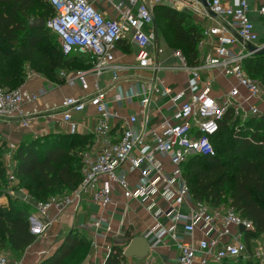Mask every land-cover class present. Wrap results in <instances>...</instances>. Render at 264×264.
<instances>
[{"label":"built area","instance_id":"1","mask_svg":"<svg viewBox=\"0 0 264 264\" xmlns=\"http://www.w3.org/2000/svg\"><path fill=\"white\" fill-rule=\"evenodd\" d=\"M108 1L117 8L119 17L109 18L89 0H48L55 14L46 20V27L58 36L63 53L88 57L89 66L86 69L62 71L61 75L67 83L75 84L78 81L87 87L89 74L99 78L106 72L113 73L117 79L124 66L116 62L113 51L122 39L131 40L139 48L135 68H162L159 60L151 58L149 53V47L158 41L156 32L154 29L147 32L144 27L153 24L156 6L167 5L168 0ZM206 1L215 16L207 14L217 24L209 27L205 34L214 36L215 42H212L203 62L196 66H191L180 50H175L174 55L180 61V68L190 71L197 80H202V69L217 68L225 75L234 77L237 84L230 88L225 98L217 99L211 94L214 79L203 80L204 89L192 93L174 107L173 116L166 118L159 131L154 133L152 144L146 142L145 130L134 128L138 121L135 115H131L119 131L115 130L111 119L117 114L109 111L107 92L97 81L88 99L66 96L61 104V114L71 134L78 132L75 113L84 112L88 104L93 105L99 113L95 129L96 153L85 154L83 181L71 193L39 201L24 188L19 190L18 197L33 206L36 212L29 218L33 234L44 231L53 221L49 214L51 207L62 213L75 201L81 202L85 195H89L91 201L97 204H110L115 183L123 188L127 198L147 200L162 186L149 178L151 171L156 169L162 184L167 186L163 196L171 203L166 210L154 211L157 226L148 241L150 248L163 244L167 238L172 243L170 246L179 252L175 264H226L241 258L264 264V233L255 234L253 220L243 217L235 207L226 203L217 206L201 203L191 206L189 211L182 209L183 205L193 202L190 185L183 177L182 165L193 155H215L213 138L220 131L227 113L231 112L234 118L241 121L249 117H264L261 85L245 68V60L256 54L250 52L247 45L252 43L259 49L264 48V40L260 41L250 17V0ZM257 1L262 3L259 12L264 14V0ZM240 41L243 49L234 50L232 46ZM203 44L201 42L200 47ZM48 85V88L53 87ZM242 89L246 90L247 98H244ZM156 93L166 95L170 89L156 82L149 83L138 93L142 95L144 107L149 106ZM36 98L37 94L25 98L21 88L6 89L0 85V119L17 117L27 125L30 116L25 112L24 104L26 100ZM156 154L168 158L174 166L173 170L163 168L156 160ZM8 155V160H11V154ZM128 162L133 169L145 163L153 165V169L143 172L142 180L134 188L130 186L125 173ZM9 179L17 180L12 167L9 169ZM152 208L153 205L149 206V210ZM163 216H171L176 224H181L182 233L178 232L176 225L167 228L161 222ZM197 232L202 233L200 238L196 237ZM111 249L108 248L109 253ZM0 264H12L8 253L2 248Z\"/></svg>","mask_w":264,"mask_h":264},{"label":"trees","instance_id":"2","mask_svg":"<svg viewBox=\"0 0 264 264\" xmlns=\"http://www.w3.org/2000/svg\"><path fill=\"white\" fill-rule=\"evenodd\" d=\"M36 10H41L42 13L35 16ZM54 14L55 10L48 0H0L2 87L21 88L29 71L41 72L49 78L62 80V71L89 66L83 64L84 60H88L84 54H64L58 36L49 28L29 27L31 19L44 17L48 20ZM154 15L159 30L162 23L168 22L173 31V43L183 48L191 66L198 65L201 34L197 26L188 22L189 16L162 5L156 6ZM49 32L56 36L57 43L49 40ZM246 60L249 64L255 62L264 65V54H254ZM247 70L251 77L260 76L264 84L263 73H259L257 69ZM246 120L256 123V128L251 133H245L249 128L243 131V126L242 129L233 130V126L242 121L228 112L221 122L220 131L213 138L215 155H193L187 160H191L189 170L184 169L187 161L183 163L182 170L195 202L211 206L226 203L235 207L243 217L253 220L255 234H261L264 233V117ZM228 132L231 134L225 138ZM90 144V135L71 133L49 134L23 141L13 155L17 182L23 183V187L28 188L34 199L39 201H47L58 192L67 194L75 191L83 181L84 158ZM8 150L7 141L0 135V185L9 178L4 163ZM220 151L230 156L235 153L239 156L232 179L231 164L219 155ZM227 188L230 192L225 197ZM28 207L32 211L33 207L19 198L9 206L0 205V248L12 251L18 257L37 238L31 232L29 218L32 212L27 210ZM127 236L130 237V233ZM78 246L80 248L76 251ZM87 250L85 236L73 229L63 244L39 264H81L86 258ZM124 251L125 247L114 245L105 264H128ZM257 262L259 261L241 258L230 260L226 264Z\"/></svg>","mask_w":264,"mask_h":264},{"label":"crops","instance_id":"3","mask_svg":"<svg viewBox=\"0 0 264 264\" xmlns=\"http://www.w3.org/2000/svg\"><path fill=\"white\" fill-rule=\"evenodd\" d=\"M89 1L109 18L119 17L117 8L108 0ZM119 1L114 0L115 3ZM177 2L176 0H168L167 5L162 4V6L175 7L179 11L187 12V10H183L185 6L178 7ZM199 2L201 1L199 0ZM201 4L204 5L202 2ZM261 5L262 3L257 0H250V17L255 23L262 42L264 40V14L259 12ZM144 28L147 32H150L154 29V25L148 24ZM160 33L159 30L157 43L149 47L151 58L159 60L162 64V68L158 70L135 68L138 65L137 54L139 48L131 40L122 39L117 42L113 51L116 62L124 66L119 71L117 79L114 78L111 72H106L99 78L94 74H89L87 77L89 86L84 87L78 81L75 84L67 83L62 75V80H56L41 72L29 71L21 90L25 98L31 94H37V98L25 101L24 110L30 116L28 124L24 125L22 120L17 117L0 119V135L7 141L8 147L13 149L12 152L7 151V153L13 156L17 147L25 140L36 139L49 134H69L68 124L64 122L61 114V104L64 98L75 96L88 99L95 90L94 84L96 81L107 92L109 111L117 114L116 117L111 119L115 130L119 131L125 121L131 115H135L138 121L134 128L145 130L147 143L152 142L154 133L159 131L163 121L173 116L174 107L179 106L192 93L204 89L203 80L207 78L214 79L211 94L217 99L225 98L230 88L237 84L234 77L225 75L217 68L202 69V80L195 79L190 71L180 68V61L174 55V51L177 49L172 48L167 41L161 40ZM210 38H213L212 42H215L214 36ZM206 43L199 50L201 51L199 53V64L203 62L207 51L210 49L205 46ZM232 48L236 51L242 50L243 44L240 41ZM83 64L89 65L88 60L87 62L84 60ZM151 82L169 88L170 93L166 95L154 94L149 106L144 107L141 101L142 95L138 93ZM48 84L53 87L48 88ZM242 94L244 98L248 97L245 89H242ZM74 117L79 124L76 134L91 136L92 144H90L86 153L94 155L96 153L94 148L96 141L95 129L99 113L93 105L88 104L84 112L75 113ZM7 153L5 156H9ZM155 156L163 168L167 171L173 170L174 166L168 158L161 154ZM7 163L11 165L10 167L14 171L16 166L14 157L11 160L7 158ZM125 168L130 186L134 188L142 180L143 172L153 169V165L145 163L133 169L130 162H128ZM7 169L10 168L7 166ZM149 178L162 186L152 193L147 200L127 198L124 195L123 188L115 183L112 202L108 205L92 202L90 196L85 195L81 202L75 201L62 213H59L55 207H51L49 214L53 221L49 223L44 231L36 235L37 238L34 243L28 247L23 255L18 257V262L14 264H39L63 244L65 238L73 229H77L88 242L87 255L81 264H105L109 247L120 245L126 248L138 236H143L149 241L151 232L157 226L154 211L156 209L166 210L171 203L163 196L167 186L162 184L156 169L151 171ZM196 204L200 203L193 200V202L183 205L182 209L189 211L190 207ZM152 205V210H149V206ZM31 212L32 215L36 213L34 207ZM161 222L167 228H172L174 225L178 226V232L182 233V225L176 224L173 217L163 216ZM231 230L233 231L234 228ZM127 233H130L131 238L127 236ZM201 236V232L196 233V237L200 238ZM164 241L159 246L151 247L145 257L127 256L128 264H175L179 252L175 247L170 246L172 243L167 238ZM79 248L80 246L77 247L76 251Z\"/></svg>","mask_w":264,"mask_h":264},{"label":"rangeland","instance_id":"4","mask_svg":"<svg viewBox=\"0 0 264 264\" xmlns=\"http://www.w3.org/2000/svg\"><path fill=\"white\" fill-rule=\"evenodd\" d=\"M176 1L179 2V3L177 2V6L178 7H181V6L185 5V7H183V10H187V12L179 11V9H177L175 7H174V9L178 10L179 12H182V13L188 15L189 16L188 22H191V24L197 26L198 32H200V34H201V38H200L199 43H198V49L200 50V48H201L200 47V43L201 42H204V43L207 42L205 44V46H207V48H210L212 46L213 38H210L212 36H209V37L206 36L205 31L209 27H211L213 25H216L217 24L216 20L214 18L208 16L207 8L204 7V5H202L201 2H199V0H176ZM41 13H42L41 10H36L35 16H38ZM160 32H161L160 33L161 40L167 41L172 46V48L180 50L184 54L183 48L179 44H174L173 43V31H172V28L170 27V24L168 22L162 23ZM49 33H50L49 40L54 41L55 43H57L58 39L56 38V36L52 32H49ZM161 45H162V43H161ZM199 53H201V51H199ZM248 62L249 61L245 60V68L247 67V69H257L259 73L261 72V73L264 74V65H260V64L255 63V62L249 64ZM247 72H248V70H247ZM252 77L256 81H258L260 83L261 89H262V91L264 93V84L261 81V77L257 76V75L256 76H252ZM249 118H251V117H249ZM242 126H243V131H245L246 128H249V130H247L245 133H251L252 130L256 128V123L255 122L254 123L253 122L250 123V122H247V120H244V121L234 125L233 126V130L242 129ZM229 129H232V127H230ZM231 132H228L225 135V138L226 137L228 138L230 136ZM219 150H221V149H219ZM12 151H13V149H11L9 147L8 152H12ZM6 153H5V155H6ZM8 154H10V153H7V155ZM219 155L222 158L226 159L228 162H230V164H231L230 178L232 179V177L234 175V172H235V170H236V168L238 166L239 156L236 153H235V155L230 156L227 153L225 154V153H223L221 151L219 152ZM190 162H191V160L187 161L184 164V169L189 170V167H190L189 163ZM4 163H5L6 169H7V166H8V168H10L9 164L7 163V156H5V162ZM7 175L9 176V170L8 169H7ZM8 179H7L6 183L0 185V205H3V206L4 205L9 206L11 203L16 201L17 198H19L18 197V192H19L20 189L24 188L25 190H27L29 192L28 188L23 187V185H24L23 183H18L17 180L16 181H11L10 179H9V182H8ZM229 192H230V189L227 188L225 190V197H227ZM64 194H65V192H63V193L62 192H58L57 194H54V196H62ZM27 210L29 212L31 211L29 207L27 208ZM4 250L7 251L12 264L18 262V256L16 254H14L12 251H9L7 249H4ZM243 260H245V259H243ZM257 263L258 264H262L260 262H257Z\"/></svg>","mask_w":264,"mask_h":264},{"label":"water","instance_id":"5","mask_svg":"<svg viewBox=\"0 0 264 264\" xmlns=\"http://www.w3.org/2000/svg\"><path fill=\"white\" fill-rule=\"evenodd\" d=\"M200 1L207 8L208 12L212 16H215V14L211 11L208 2L206 0H200ZM153 25H154V31L156 32L157 40H158L159 39V30H158V24H157L155 16L153 18ZM29 27L30 28H45L46 27V20L44 17L31 19L29 21ZM247 48L250 52H255L256 54H264V48L259 49L257 46H255L252 43H249L247 45ZM149 251H150V247L148 244V240L143 236H138V237L134 238V240L131 241L126 246L124 253L126 256L145 257L149 253Z\"/></svg>","mask_w":264,"mask_h":264}]
</instances>
